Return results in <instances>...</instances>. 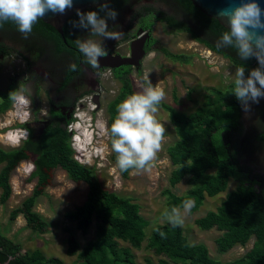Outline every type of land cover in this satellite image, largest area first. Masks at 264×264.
Here are the masks:
<instances>
[{
    "label": "trees",
    "instance_id": "1",
    "mask_svg": "<svg viewBox=\"0 0 264 264\" xmlns=\"http://www.w3.org/2000/svg\"><path fill=\"white\" fill-rule=\"evenodd\" d=\"M173 1L187 16L189 23L152 9H146V13L152 17L154 14V23H164L171 32L188 33L193 40L227 59L235 68L245 67L248 71L258 66L255 59L240 60L234 48H217L215 41L227 29L195 8L191 0ZM148 18L149 16L146 17ZM149 28H152L151 25ZM155 49L177 63L189 64L192 59L185 54L170 52L154 38L147 51L149 53ZM131 74V68H126L125 72L116 75L121 88L119 95L107 109L108 133L117 115V105L135 93ZM232 89L233 86L225 91L215 90V99L208 98L191 114L181 113L163 102L159 105L169 114L177 136V141L168 148L171 164L176 167L169 180L170 189L165 192L169 198L168 209L181 206L184 200L191 199L195 204L193 211H197L207 196L213 198L225 193L229 181L240 176L236 170L239 152L235 146H231V138L241 131V104L232 94ZM10 92L12 91L0 92V115L9 111L13 105V101L8 98ZM257 135V143L264 141V124ZM110 139L109 135V145ZM220 149L224 151L225 157L220 155ZM74 155L66 127L60 128L53 124L42 133L31 129L29 139L19 148H0V165H3L0 170L1 204H5L13 193L12 173L23 162L33 164L29 180H36V184L32 195L23 201L20 208L11 212L10 218L15 221L22 215L27 227L34 233L45 234L49 227L48 222L34 208L38 198L51 185L55 171L61 169L72 182L88 185L84 203L74 211L67 212L66 217L77 222L83 234H87L95 222L97 232L95 239L83 247L74 236H70L67 254L77 257L74 264H135L132 250L121 247L120 242L128 243L134 249H141L146 239V249L159 257L158 264H264V195L244 186L242 180L235 190L226 193L216 210L208 211L195 221L203 231L216 228L222 232L216 240L220 253H227L236 245L244 246L254 238L253 247L244 256L224 262L213 259L206 245L192 244L184 235L182 227L174 228L167 223L154 228L147 237L145 230L150 223L141 215L140 205L130 198L120 197L105 189L96 180L94 171L78 162ZM111 159L116 164L113 152ZM130 171L119 170L123 177H128ZM183 181H187L192 189L186 195L178 196L171 188ZM160 231L166 234L165 237L160 236ZM0 262L66 264L57 257L47 258L41 250L22 253L21 246L5 237L1 229ZM144 264L155 263L146 258Z\"/></svg>",
    "mask_w": 264,
    "mask_h": 264
},
{
    "label": "rangeland",
    "instance_id": "2",
    "mask_svg": "<svg viewBox=\"0 0 264 264\" xmlns=\"http://www.w3.org/2000/svg\"><path fill=\"white\" fill-rule=\"evenodd\" d=\"M145 6L189 23L187 16L173 0H133L131 5L136 14H142V8ZM153 35L170 52L185 54L191 56L192 59L189 64H181L172 61L156 49L149 52L142 61L140 72L134 71L131 75L135 92L140 91L150 80L154 86L159 84L165 90L166 97L163 103L174 107L181 113L191 114L208 98L215 99V90L225 91L232 88L236 68L227 59L211 51L209 53L207 47L193 40L188 33L171 32L161 22L155 23ZM107 41L101 42L109 43ZM22 67L17 57L0 62V92L6 87L11 77L23 70ZM120 87V83L110 79L105 83L106 90L99 106L96 103L83 102V105L76 110L78 112L86 107L95 109L94 131L101 138L98 139L97 159L82 157L80 153H76L74 158L84 166L91 168L96 180L105 189L115 192L120 197L130 198L140 205L141 215L150 223L145 230L149 237L154 228L167 224V221L162 218V213L168 209L169 198L165 192L170 189L169 180L176 168L171 164L168 148L177 141V136L170 122L169 114L159 107L156 119L166 129L161 151L153 161L150 171L134 174L131 170L128 177H123L111 159L112 151L108 144L107 129L109 120L107 109L116 98ZM263 105L264 99H261L259 104H252L250 113H243L242 129L239 134H235L231 138V140L237 141V147L240 144L242 148V153L239 151L240 160L244 167H250V169L251 165H255L254 163L260 169H264V148L256 142V136L264 123L261 114L258 116L257 108L259 107L260 110ZM19 113L10 110L4 115H0V148L4 150H11L13 147V144L6 140L8 130L5 128L20 120L17 117ZM260 113L264 114L263 110ZM83 115H80L81 118ZM78 126L80 125L78 124ZM247 132L249 133L247 134ZM75 147L80 150L84 146L79 144ZM220 155L222 157L225 155L221 149ZM2 166L0 165V170ZM33 169L32 163L27 161L21 163L12 173L13 193L5 204L0 203L1 233L19 244L22 253L41 250L47 258L57 257L66 264H74L77 262V257L67 254L70 236H74L83 247L95 239L97 232L95 222L92 223L89 232L83 234L78 228L77 222H72L66 217L67 212L74 211L76 207L84 203L87 198L88 185L72 182L66 172L61 169L55 171L51 185L45 194L38 198L34 208L48 222L49 227L45 234L34 233L27 227L22 215L15 221L10 218L11 212L20 208L23 201L32 195L36 180H29V177ZM260 177L263 178L262 175ZM235 188V181L231 179L225 193L213 198L207 196L197 211H193L192 208L182 225L184 235L192 244L206 245L213 259L224 262L234 261L244 256L253 247L254 238L244 246L236 245L229 252L220 253L216 240L222 235V232L216 228L203 231L195 221L205 216L208 211L216 210L224 200L226 193L235 190ZM171 189L176 195L182 196L186 195L192 186L187 181H183ZM1 193L2 189L0 188V195ZM146 245L147 239L141 249H134L128 243L120 242L121 247H129L132 250L135 264H144L146 258H150L155 264H158L159 257L147 250Z\"/></svg>",
    "mask_w": 264,
    "mask_h": 264
},
{
    "label": "clouds",
    "instance_id": "3",
    "mask_svg": "<svg viewBox=\"0 0 264 264\" xmlns=\"http://www.w3.org/2000/svg\"><path fill=\"white\" fill-rule=\"evenodd\" d=\"M98 6L99 11L76 8V19L68 21L73 30L82 29L88 33L86 39H76L75 45L83 55L84 62L93 69H99L100 58L108 54L101 41H118L122 36L120 31L109 30V21H115L118 16L117 11L110 7L109 0H101ZM73 7L74 0H0V28L11 21L27 39L33 26L48 13L65 15ZM216 18L227 29L215 41L216 47L234 48L240 60L257 61L258 66L251 70L246 71L245 67L235 69L232 94L248 114L252 104H259L264 99V3L262 0H225V6L216 10ZM207 50L211 51L209 48ZM77 67L76 63H71L69 71L75 72ZM16 93L17 90L10 92L8 98L13 101L10 110L20 112L17 115L20 120L5 128L8 130L6 140L13 144L11 149L19 148L30 136L28 100L26 96ZM165 97V90L148 80L140 91L127 96L117 105V115L108 135L111 138V151L115 153L116 165L121 172L132 170L138 174L151 170L153 161L162 149L166 131L165 126L156 119L159 105ZM81 114H84L82 118ZM94 122L95 109L86 107L76 111L67 125L75 154L98 158V139L101 136L95 133ZM79 144L84 146L80 150L75 147ZM194 206L193 200L186 199L181 206L165 209L162 218L174 228L182 227ZM159 234L161 237L166 235L162 231Z\"/></svg>",
    "mask_w": 264,
    "mask_h": 264
},
{
    "label": "flooded vegetation",
    "instance_id": "4",
    "mask_svg": "<svg viewBox=\"0 0 264 264\" xmlns=\"http://www.w3.org/2000/svg\"><path fill=\"white\" fill-rule=\"evenodd\" d=\"M132 1L112 0L110 3V7L117 11L118 16L115 21H109V30L120 31L122 36L118 41L105 40L109 43H102L108 54L100 58L99 69H93L85 63L83 55L75 45L76 39L88 37L85 30H73L69 25L68 21L76 19L75 15L69 18L63 26L64 36L40 20L33 26L27 39L17 31L16 25L11 21L5 22L0 28V62L17 57L23 66L20 73L9 79L1 93L17 90L18 96H26L30 111L29 131L32 129L36 133H42L51 124L60 128L67 127L83 102L100 105L107 81L112 79L120 83L116 75L125 72L126 68H131L132 73L140 72V69L136 70L133 66L127 65L106 67L116 66L120 64V58L129 57L130 45L134 39L149 34L145 42L147 54L154 40L153 31L156 23H154V18L156 16L153 14L152 17L151 14L146 13L151 9L148 6L142 8V14H136L134 8L131 7ZM95 11H99V8ZM100 14L104 15V13ZM147 16H149L148 19H146ZM150 25L152 28H149ZM71 63H76L78 66L75 72L69 71ZM257 109L258 116L261 114L262 122H264V114L260 113L262 110L264 112V105L260 110L259 107ZM243 113L241 107V123ZM239 133L240 131L237 134ZM236 144L235 140L231 146H235L237 151L242 153L240 144L238 147ZM258 144L264 148V141ZM254 164L251 165V169L244 167L239 155L236 170L240 176L232 180L235 181L236 187L242 180L244 186L264 195V169Z\"/></svg>",
    "mask_w": 264,
    "mask_h": 264
},
{
    "label": "water",
    "instance_id": "5",
    "mask_svg": "<svg viewBox=\"0 0 264 264\" xmlns=\"http://www.w3.org/2000/svg\"><path fill=\"white\" fill-rule=\"evenodd\" d=\"M99 2H101V0H74V7L68 10L65 15L53 14L50 12L43 19H41V21L46 25L53 27L64 36L63 26L69 18L75 15L76 8H79L83 11L92 9L96 10L99 8ZM111 2L112 0H109V4ZM191 2L193 6L199 9L203 14L211 19L217 20L221 26L226 28L221 20L216 18V10L225 6V0H191ZM262 3H264V0H262ZM146 38H149V34H145L142 38L134 39L130 45V56L126 58H120L121 62L116 66L106 67L114 68L120 65H127L133 66L136 70H139L142 65V61L147 54L145 50ZM0 264H8V262H0Z\"/></svg>",
    "mask_w": 264,
    "mask_h": 264
},
{
    "label": "built area",
    "instance_id": "6",
    "mask_svg": "<svg viewBox=\"0 0 264 264\" xmlns=\"http://www.w3.org/2000/svg\"><path fill=\"white\" fill-rule=\"evenodd\" d=\"M209 53H211V52L209 51Z\"/></svg>",
    "mask_w": 264,
    "mask_h": 264
}]
</instances>
